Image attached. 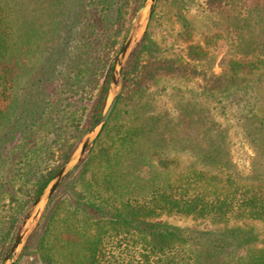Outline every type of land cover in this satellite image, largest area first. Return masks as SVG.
<instances>
[{
    "label": "trees",
    "instance_id": "trees-1",
    "mask_svg": "<svg viewBox=\"0 0 264 264\" xmlns=\"http://www.w3.org/2000/svg\"><path fill=\"white\" fill-rule=\"evenodd\" d=\"M187 2L171 0L174 10L168 18L170 29L172 22L180 26L175 34L180 47L174 49L175 40H152L146 30L125 64L122 90L131 85L141 95L145 85L163 77L199 78L201 88L194 97L219 104L223 120L196 116L195 104L201 101L185 100L188 123L198 124L189 137L175 127L158 130L163 126L153 117L151 128L110 124L115 105L75 168L83 163L85 171L104 157L111 159L116 142L125 156L137 155L133 137L145 134L156 146V168L171 178L161 183L156 174L148 177L142 182L148 194L139 204L129 199L121 209H108L87 202L88 212L103 217L109 229L83 241L81 264H264V234L229 223L236 218L264 225V0H206L205 16H216L218 26L224 25L221 32L200 31L197 16L182 12ZM126 6L127 0H0V264L29 206L73 152L67 129L77 125L76 115L88 106L86 93L96 88L90 126L101 114L113 61L127 32ZM108 132L113 133L107 145L102 138ZM232 135L252 150L248 172L232 159ZM56 154L60 162L44 170L46 157ZM136 159L130 157L129 164ZM17 181L19 189L32 187L28 199L16 195ZM73 193L78 200L85 198ZM90 195L95 197L93 191ZM162 213L223 226L187 235L152 219ZM40 259V264L52 262L46 253Z\"/></svg>",
    "mask_w": 264,
    "mask_h": 264
},
{
    "label": "rangeland",
    "instance_id": "rangeland-1",
    "mask_svg": "<svg viewBox=\"0 0 264 264\" xmlns=\"http://www.w3.org/2000/svg\"><path fill=\"white\" fill-rule=\"evenodd\" d=\"M35 1L37 3L42 2V0ZM47 1L48 0H46V2ZM50 1H52V3L57 2V0ZM144 2L145 0H127V6L125 7L127 10L125 17L127 32L136 13ZM90 4L91 2L89 1V5ZM157 4L158 7H155L156 10L154 11L156 15L153 20H149L146 30H148V35L152 40H156L157 42L164 40L168 44L175 40V34L178 32L180 26L172 22V29L169 28L171 20L168 18L174 10L171 0H157L156 5ZM115 8L116 5L112 7L111 14L114 13L113 10ZM182 12L189 16H197L196 25H199L201 28L200 31L217 29L221 32L224 28L222 23L218 26L219 21L216 16H213L212 19L205 16L209 14L206 10V0H188ZM60 17L62 16H59V18ZM37 23H40V21L37 20ZM127 32L125 33L124 39ZM124 39L121 41L118 52ZM221 42L220 40L219 43ZM138 43L135 44L133 49ZM177 47L179 48L180 44L175 40L174 49H177ZM220 57L221 55H219L218 58ZM219 69L218 64L215 65V71L218 72ZM200 88L201 80L199 78L187 80L163 77L152 84L145 85L141 95H138L130 85L123 90L121 89L122 92L120 94H122V98L119 99V102L116 104L117 114H113L112 119H110V124H114L115 122L118 124L128 123L133 125L137 123L139 126L142 124L144 126L149 124L148 127L151 128L152 123L150 122V118L153 117L163 126L162 128H158V130L161 131L163 129V132H166L167 130H173L171 127H175L178 131H186L187 136L190 137L192 131L197 128L198 124L188 123L189 120L185 116L187 111L183 108L182 103L185 100L190 101L197 99L198 96L194 97V94H196L197 91L199 92ZM97 91L98 89L96 88L92 93L87 92L86 97L85 94H83L88 106L85 110L81 109L78 115H76L77 125L69 126L67 129L70 142L75 143L73 151L88 128L95 123L94 122L90 126L91 115L93 113L92 103L97 98ZM197 100H200L201 103L195 104L197 107L195 110L198 112L196 116L198 115L204 120L208 118L215 122H222V117H224V115L220 114L222 113V109H219V104L215 103V101L210 98L206 99L204 97H199ZM194 118L195 116L192 117V119ZM112 133H104L102 139L107 145L112 141L110 137ZM79 135H81L80 138H78ZM133 138L136 139L139 144L137 155L132 154L133 156H125L126 150L123 146H118V142H116L115 145L112 144L115 155L111 159L105 160L106 157H104L101 164L96 162L95 165L89 166L85 171L82 163L75 168L72 173L65 177L64 180H66V183L59 188L62 181L57 187V189H59L49 206L48 201L42 207L39 214L32 220V227L27 234L25 243L15 263L20 259L19 264H40L41 253H46L51 256V264H81L82 254L80 250L82 251L84 248L83 241L97 238L100 236H97L99 232L102 233L104 230L109 229L103 217L97 213L88 212L86 209L87 202L106 205L105 208L108 209L112 207L121 209L122 204L129 199L139 204L143 202V198L148 194V186L142 184L148 177L152 176V174H156L157 180H160L161 183L165 182L169 177L171 178L170 175H165L166 172H164V170L156 168L154 154L156 146L154 141H151V138L145 136V134ZM230 150L232 159L239 170L248 172L250 159L253 154L249 145L239 136L232 135ZM130 157L137 158V162L129 164L128 160H130ZM46 162L47 164L44 170H48L52 166L58 164L60 162V157L58 154L49 158L46 157ZM133 163H139V165H133ZM138 169L142 170L138 171ZM20 186L21 183L17 181L15 188L19 189ZM90 191L94 192L95 197L90 195ZM73 192L81 193L85 198L78 200V197H76ZM27 194L30 196L33 194V189L30 184L27 189H19L16 192L17 196L25 200L29 198ZM97 195L99 197H97ZM4 205L5 208L8 207L6 203H4ZM152 219L156 222H166L170 225L180 227L185 230L187 235L188 233L191 235L195 234V230H216L223 226L221 222L214 223L209 220L196 219L191 216H181L177 214L162 213L156 215ZM229 223L231 225H248L254 227L255 231L260 236L264 234V225L257 221L238 220L233 218ZM28 242L29 244L26 247ZM179 246H182L184 249L190 248L187 243H179ZM257 246H260V244L258 243ZM246 253L247 250L244 249L241 250L240 255L243 256Z\"/></svg>",
    "mask_w": 264,
    "mask_h": 264
},
{
    "label": "water",
    "instance_id": "water-1",
    "mask_svg": "<svg viewBox=\"0 0 264 264\" xmlns=\"http://www.w3.org/2000/svg\"><path fill=\"white\" fill-rule=\"evenodd\" d=\"M156 3L157 0H145L142 7L136 13L124 42L114 60L109 79L107 96L100 116L95 121V123L88 128L70 157L55 172L42 192L29 206L24 218L21 221V224L19 225L13 244L2 264L15 263L25 243L27 234L32 227V220L37 214H39L42 207L49 201L50 197L60 185V183L65 179V177H67L71 171L81 162L88 147L102 132L104 126L108 122L121 93L123 83V69L125 67L126 61L135 44L140 42L141 37L145 34V30Z\"/></svg>",
    "mask_w": 264,
    "mask_h": 264
}]
</instances>
